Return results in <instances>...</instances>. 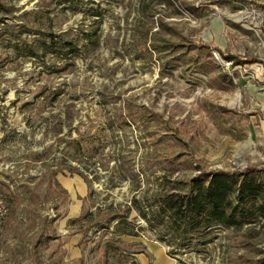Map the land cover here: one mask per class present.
<instances>
[{
    "label": "rangeland",
    "instance_id": "rangeland-1",
    "mask_svg": "<svg viewBox=\"0 0 264 264\" xmlns=\"http://www.w3.org/2000/svg\"><path fill=\"white\" fill-rule=\"evenodd\" d=\"M72 1L0 0L10 8L0 13V264H98L84 234L92 228L71 219L124 209L201 172L264 167V0ZM38 30L92 35L69 63L21 56L13 45ZM197 46L210 49L209 71L225 72L230 89L195 71ZM129 219L138 234L119 249L132 253L108 264L264 256L259 226L218 229L198 251L169 252L134 209ZM40 240L48 248L31 249Z\"/></svg>",
    "mask_w": 264,
    "mask_h": 264
},
{
    "label": "trees",
    "instance_id": "trees-1",
    "mask_svg": "<svg viewBox=\"0 0 264 264\" xmlns=\"http://www.w3.org/2000/svg\"><path fill=\"white\" fill-rule=\"evenodd\" d=\"M72 6L74 5L71 4L70 7ZM9 12L10 8L0 2V13ZM23 32L24 29L8 31L10 34L8 41L19 40ZM38 33L40 36L31 41L22 38L20 43L16 42L13 45V48L16 51L21 50V56L24 57L39 59L51 55L55 59L69 63L82 54L85 39L90 41L92 35L64 38L66 33L52 34L40 30ZM194 49L197 50L196 57L198 56L195 57L194 64L197 66L195 71L213 74L214 84L230 89L231 79L225 72L221 74L218 71H209L215 67L210 49L207 46H197ZM223 57L234 64L244 63L233 55ZM220 110L230 112L223 107H220ZM74 142L79 149L77 141ZM73 172L87 180L78 169ZM31 199L35 200L33 197ZM131 209L146 221L148 228L155 232L158 240L171 248L169 252L198 251L213 240L215 236L213 234L218 229L237 230L243 226L264 228V167L250 165L233 171L201 172L187 181L175 182L170 190L156 196L141 200L132 198L130 205L124 209L119 205H110L104 209L88 210L80 217L71 219L73 224L78 223L81 226L85 224L83 226L92 228L90 235L87 231L84 234L93 242L98 264H108L111 256L116 254L128 256L132 253L124 248L119 249L120 244H127L122 236L138 234V225L129 219ZM53 238L55 237L47 239L49 241ZM41 240L32 243L31 249L36 251L40 244L48 248L47 243ZM253 264H264V256Z\"/></svg>",
    "mask_w": 264,
    "mask_h": 264
},
{
    "label": "built area",
    "instance_id": "built-area-1",
    "mask_svg": "<svg viewBox=\"0 0 264 264\" xmlns=\"http://www.w3.org/2000/svg\"><path fill=\"white\" fill-rule=\"evenodd\" d=\"M212 56L214 57V59L217 61V62H222V65L225 66V67H229L231 62L229 61H223L221 58L218 57L217 53L216 52H212Z\"/></svg>",
    "mask_w": 264,
    "mask_h": 264
}]
</instances>
